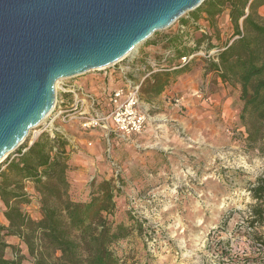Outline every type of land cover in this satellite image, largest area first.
Returning a JSON list of instances; mask_svg holds the SVG:
<instances>
[{
	"label": "rangeland",
	"instance_id": "rangeland-1",
	"mask_svg": "<svg viewBox=\"0 0 264 264\" xmlns=\"http://www.w3.org/2000/svg\"><path fill=\"white\" fill-rule=\"evenodd\" d=\"M197 11L186 12L150 39L158 41L157 49L146 57L157 62L167 50L194 57L181 73H176L180 68L158 72L169 76L165 97L146 93L150 78L144 81L139 102L150 117L142 135L133 141L107 138L100 129L83 130L74 119L54 121V127L65 128L74 137L77 147L67 173L74 200L90 199L94 179H112L120 186L115 213L108 218L129 227L127 237L112 246L126 264H264L259 239L264 224L252 226L249 215L254 203L249 187L264 173V141L253 148L247 144L238 118L237 88L206 71L217 50L207 52L203 41L192 52L201 35L214 31L203 12L199 19L193 18ZM220 17L216 28L221 30L222 46L232 31L231 23L221 26ZM175 64L176 57L168 62L170 67ZM104 74L102 68L61 79L57 89L60 82L83 77L99 76L102 82ZM43 122L21 147L41 135L35 136V131ZM12 239L16 238L5 241L18 246ZM6 255L14 258L15 252L8 247ZM24 255L25 262L31 260L28 251Z\"/></svg>",
	"mask_w": 264,
	"mask_h": 264
},
{
	"label": "trees",
	"instance_id": "trees-1",
	"mask_svg": "<svg viewBox=\"0 0 264 264\" xmlns=\"http://www.w3.org/2000/svg\"><path fill=\"white\" fill-rule=\"evenodd\" d=\"M264 0H206L193 16L206 15L213 32L203 34L196 43L206 41V51L217 50L216 59H208V73H216L222 83L238 90L241 108L239 123L250 147L264 141ZM228 11L231 36L219 45L218 17ZM192 50V52H193ZM176 55L184 52L176 50ZM184 67L176 73L184 71ZM168 73H156L146 83V93H162ZM58 152L50 154L51 137L42 133L29 148L20 146L19 156L8 157L0 167V200L6 225L0 224V264H126L113 250V244L129 234L124 223L108 218L116 210L120 186L112 179L91 181L88 201L74 200L70 193L67 154L68 140L56 134ZM1 166V165H0ZM24 181L35 184L39 211L31 216L23 208L33 197L24 191ZM254 203L250 205L251 225L264 224V173L249 187ZM257 234V233H255ZM7 236L21 243L10 245ZM264 248V235H261ZM11 247L14 258L6 255ZM28 254L31 260L26 259ZM23 253V254H22Z\"/></svg>",
	"mask_w": 264,
	"mask_h": 264
},
{
	"label": "water",
	"instance_id": "water-1",
	"mask_svg": "<svg viewBox=\"0 0 264 264\" xmlns=\"http://www.w3.org/2000/svg\"><path fill=\"white\" fill-rule=\"evenodd\" d=\"M204 1L0 0V161L51 113L57 81L129 59Z\"/></svg>",
	"mask_w": 264,
	"mask_h": 264
},
{
	"label": "built area",
	"instance_id": "built-area-1",
	"mask_svg": "<svg viewBox=\"0 0 264 264\" xmlns=\"http://www.w3.org/2000/svg\"><path fill=\"white\" fill-rule=\"evenodd\" d=\"M174 57L177 58L178 64L168 66V62ZM193 57L194 54L178 56L172 50H167L161 61L157 62L146 57V54L142 57L136 51L129 59L123 58L108 66V69L105 67L103 82L107 96L104 104L102 101L99 102L95 95L87 93L82 97L76 95V102L68 107L64 104L61 93L70 91L75 95L80 90L74 87L69 88L64 82H60L58 89L56 87L54 108L49 114L53 113V116L48 122L42 123V129L39 131V134L47 132L51 137L50 154L53 156L58 152L56 134L62 133L59 128L54 127V121L57 118L62 119L64 123L78 119L83 130L100 129L103 136L107 138L114 135L122 140L133 141L134 138L142 135L146 131L150 117L148 109L141 107L139 102L140 90L144 81L158 72L181 68L187 65ZM31 145L32 142L22 149V153ZM76 148V145H73L67 154H73ZM19 155L15 154V156Z\"/></svg>",
	"mask_w": 264,
	"mask_h": 264
},
{
	"label": "crops",
	"instance_id": "crops-1",
	"mask_svg": "<svg viewBox=\"0 0 264 264\" xmlns=\"http://www.w3.org/2000/svg\"><path fill=\"white\" fill-rule=\"evenodd\" d=\"M221 20H223V24L221 23V26H223L224 28L226 27V25H230V18H229V13L228 11H225L224 13L221 14ZM158 41H156L155 39H152V40H149L147 43H145L144 45H142L139 49H138V52H139V55H141L142 57L145 55V54H148L149 52H151L152 50V53L157 49V48H154L155 46H157ZM150 44V45H149ZM196 44H194L195 46ZM194 46L191 47V50L194 49ZM138 54V53H137ZM220 80V79H219ZM64 84H66L67 86H69V88L71 87H74L75 89H79L80 92L79 93H75V95L72 93V92H64V93H61V98L63 99L64 101V104L66 106H71L73 105L76 101H75V96L78 95L79 97H82L84 94H87V93H91L93 95H95L98 99H99V102L102 101L103 104H104V100L107 96V93L105 92V85H104V82L102 80L101 82V78L98 76V77H93V76H90V77H83L82 79H76L74 81H66L64 82ZM167 85H165L164 88H166ZM166 96V89L162 91V93H160L158 95V98H161V97H165ZM87 103V102H86ZM70 122V121H69ZM74 122H76L77 124H79V120L78 119H74ZM68 123V122H67ZM71 124V123H69ZM62 133L60 134L61 136L65 137L69 144L67 146V151L69 149H71V147L73 145H75L74 143V138L73 136H71L65 128H62L61 129ZM74 154H69L70 155V160L68 161V165L70 167H72V162L74 161ZM71 168H69V171H70ZM24 191L27 192V194L31 195L33 198V200L30 202V203H27V206H25L27 209V213L31 216H36L38 214V208L39 207V204L37 202V198L38 197V192H37V189L35 187V184L31 181H24ZM34 202L37 203L38 207H35V209L33 207V204ZM0 221L2 224L6 225V220L4 218V215H3V204H2V201L0 200ZM9 237V236H7ZM5 237V238H7ZM13 238H16V239H12V240H17V244H20L21 243V240L19 237L17 236H11Z\"/></svg>",
	"mask_w": 264,
	"mask_h": 264
},
{
	"label": "bare ground",
	"instance_id": "bare-ground-1",
	"mask_svg": "<svg viewBox=\"0 0 264 264\" xmlns=\"http://www.w3.org/2000/svg\"><path fill=\"white\" fill-rule=\"evenodd\" d=\"M57 84H58V81L56 83V87H57ZM38 134H39V130L38 131H35V136H37ZM4 159L5 158H3V160L0 161V164L3 163V161H5Z\"/></svg>",
	"mask_w": 264,
	"mask_h": 264
}]
</instances>
